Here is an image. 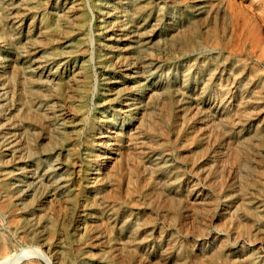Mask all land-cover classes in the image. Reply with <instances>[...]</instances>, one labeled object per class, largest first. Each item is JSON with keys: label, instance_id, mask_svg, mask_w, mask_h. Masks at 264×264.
I'll return each mask as SVG.
<instances>
[{"label": "bare ground", "instance_id": "6f19581e", "mask_svg": "<svg viewBox=\"0 0 264 264\" xmlns=\"http://www.w3.org/2000/svg\"><path fill=\"white\" fill-rule=\"evenodd\" d=\"M153 3L154 0H134L131 3L129 19L132 22V31L131 28L122 27L117 30L121 40L130 33L135 36L137 45L125 48L124 53H128L130 57L135 54L140 69H149L153 59L147 58V55H152L148 49L161 43L158 32L149 27L156 28L160 21H163L161 11H165V6L158 8ZM206 3L207 0H203V6L199 9L206 8ZM118 4V7H123L121 2ZM87 6L84 1L70 0V6L64 10V16L73 22L71 33L76 41L90 26ZM196 6L195 4L194 8ZM124 8L126 9L125 6ZM220 9V4L216 9H208V16H212L203 23L205 31H198L190 16L186 28L176 22L168 24L169 47L179 42V49L190 52L192 42L195 41L213 54L209 81L215 85V78L218 76L221 84L217 86L219 91H215L217 100L214 101L215 106L219 107L214 110L218 117L213 116L208 125L204 126L202 122L194 128L193 133L178 129L179 118H176L171 103L166 102L170 98L171 89L162 87L153 94L160 90V98L167 106L165 114L157 113L145 105L144 109L139 111L136 126L131 127L125 134L119 130L116 132L114 141L119 152L114 157L110 156V160L105 162V171L95 173L92 181L88 180V169H80L81 145L85 141L79 142V138L86 139L84 147L91 152L93 141L87 140L85 131H94L95 127L92 123L86 127L82 115L78 116L79 121L74 124L76 127L71 134L77 142V152L75 147L67 149L68 159H71L74 165L78 164L76 167L79 168L73 193L77 202H82L85 211L95 209L102 219L94 227L108 236V250L99 256L105 257L106 264H145L143 255L146 252L151 264H264V253L261 250L264 245L261 241L264 240V157L261 156V149H264V132L262 129H255L254 132L243 133L249 120L248 116L254 115V105L259 100H264V78L255 66H250L243 59L232 58L231 53H227L232 35L227 28L219 29L216 24ZM154 10L157 12L154 13ZM40 19L37 36L43 45L44 42L52 44L70 35L67 29L65 35H57L56 26L46 22L48 17L42 16ZM241 35L243 34L239 35L238 40L240 44L233 45L232 48L245 47L243 45L247 39L241 38ZM13 38L7 43L13 46L14 55L19 58L26 49H30V38L27 37L28 42L24 43H20L15 36ZM80 39L83 42L84 38ZM0 40L4 42L1 37ZM255 48L258 49L257 55L262 57L264 42L257 43ZM249 50L256 52L253 46H250ZM64 53L62 58L66 60L75 57L74 53L77 54L72 50ZM51 55L52 59L57 57L56 54ZM13 68L12 79L13 76L17 78L16 83L25 101V107L18 111L19 118L23 119L27 127L41 130L46 127L47 137L52 142H60L63 127L55 122L54 95L50 94L48 87H45L28 67L14 65ZM186 79L189 81V78ZM37 82L38 91L34 90ZM65 83L71 93L74 92V96H70L72 104L83 111L85 98L91 90L90 73L79 67ZM211 83L208 82L209 85ZM185 84L191 86L190 82ZM250 89L255 92L249 94ZM179 90L183 96L188 92L186 89ZM189 95L191 96L190 93ZM153 98L154 96L151 100ZM232 99H235L234 107L230 104ZM180 120L183 127L186 118ZM174 130H177L179 137L182 133L186 136L184 141L178 136L172 138L171 132ZM3 147V154L11 155L17 160L21 155L18 153L23 150L31 153L32 142L27 137L20 142L15 136H9L5 139ZM188 149L191 150L189 154H184L188 151L182 150ZM173 150L178 152L179 161L172 158ZM95 157L98 158V155ZM201 158L206 162H201ZM104 161L97 163L95 168L99 170ZM1 174L0 190L3 199L0 202V213L7 218L10 228L20 231L19 229L23 228L22 214L15 208V202L13 203L7 174ZM67 180H64L65 183ZM202 180L206 181L203 182L209 190L204 189V184H200ZM54 192L56 195V191ZM68 197L73 199L72 194L66 192L63 198L65 200ZM54 211L56 208L49 204L46 212L38 216L39 222H44ZM191 223L195 225L194 230L201 238L200 241H205L198 242L195 250H187L183 245H172L170 240H166V224L187 230ZM209 227H214L216 232L210 234L208 230L204 233ZM38 228V224L32 227L35 231ZM90 231L89 228L86 234ZM61 233L64 236V230ZM48 234L49 239H53L51 234H57L55 228H49ZM154 234L157 237L153 236ZM152 237L159 242H165L159 254L151 247ZM63 239L59 263L75 264L70 257L73 254L72 249L81 254L82 246L78 243L72 246L68 236ZM257 240L261 241L257 244L258 247L254 245ZM208 242L211 243L210 248L206 247ZM7 247V239L0 234V255ZM34 249L39 252L38 248ZM25 250L22 252L24 258L27 256L23 255ZM15 257L4 255L0 264H8L14 261Z\"/></svg>", "mask_w": 264, "mask_h": 264}, {"label": "rangeland", "instance_id": "374dc122", "mask_svg": "<svg viewBox=\"0 0 264 264\" xmlns=\"http://www.w3.org/2000/svg\"><path fill=\"white\" fill-rule=\"evenodd\" d=\"M80 1L88 5L86 12L90 26L76 41L71 33L73 22L64 16V10L70 6V0H0V37L4 39V42L0 40V179L1 173L7 174L13 203L15 202V208L22 214L23 222V228L15 231L9 227L7 218L0 213V234L8 241V247L0 255V259L4 255L16 256L15 260L8 264H60L59 257L64 236L69 237L72 246L76 243L82 246L81 254L72 249L73 254L70 257L75 264L107 263L104 256L99 257L108 250L107 233L98 232L94 227L102 219L95 209L85 211L82 202L80 200L77 202L73 193L79 168L76 167L78 164L74 165L72 160L68 159L67 149L77 148V142L71 132L76 127L74 124L79 121L78 116L82 115L85 119L86 127H89L90 123L95 127L94 131L90 132L88 128L85 131L87 140L93 141L91 152L84 147L86 139L79 138V142L85 141L81 145L80 169L83 168L85 171L87 168L88 180L92 181L95 173L105 171V162L110 160V156L114 157L119 152L114 141L116 132L119 130L120 133L125 134L131 127L136 126L139 121L137 118L140 115L139 111H142L145 105L157 113L165 114L167 106L160 98V90L157 94H153L158 89L162 87L171 89L170 98L166 102L171 103L176 118H179L178 129L183 132L193 133L194 128L199 124L203 122L206 126L213 116H217L214 110L219 107L214 103L217 100L215 91L218 90L217 86L221 81L218 76L215 78V85L209 81L213 54L195 41L192 42L190 52L179 49V42L169 47V23L176 22L182 28H186L190 16L197 30H203L204 21L212 16V14L208 16V9H216L220 4L221 13L216 23L220 28L217 27L227 28L232 35L227 53H231L232 58L243 59L250 66H255L264 78V55L262 57L257 55L258 49L255 48L257 43L264 42V0H207L206 8L201 9L199 7L203 6V0H154L155 7L165 6V11L163 9L161 11L163 21H160L156 28L149 27L158 32L161 43L148 49L152 55H147V58L151 57L153 61L149 69L143 68L144 70L138 68V58L135 54H131L130 57L128 53H124L125 48L137 45L135 36L130 33L128 37H122L124 41L117 33L119 27L131 28L132 22L129 19L131 3L134 0ZM118 2H121L123 7H118ZM195 4L196 8H194ZM42 16L49 18L46 21L49 25L56 26L57 35H65L66 29L70 35L65 39L62 38L61 42L56 41L52 44L44 42L43 45L40 37L37 36ZM240 34H243L241 38L247 39L246 44L243 45L245 47L232 48L233 45L240 44L238 41ZM12 35L18 38L20 43L27 41V37L30 38V49H26L19 58L14 55L13 46L7 43L12 40ZM80 38H84L83 42ZM250 46L254 47L255 53L249 50ZM69 50L77 52L73 54L75 57L68 60L62 58L65 56L64 52ZM51 54H56L57 57L52 59ZM14 65L32 70L39 81L48 87L50 94L54 95L56 119L54 120L63 127L60 142H52L47 137L46 127L42 130L32 126L27 127L23 119L19 118L18 111L25 107V101L16 83L17 78L13 76L12 79ZM79 67L84 68L91 76V90L85 98L82 113L72 104L70 96L73 97L74 92L71 93V89L65 83L79 70ZM186 78H189V81ZM188 82L191 84L190 87L185 84ZM37 86L38 82L34 90L38 89ZM179 89H186L188 92L183 96ZM253 92L255 90L250 89L249 94ZM151 94L152 97L154 96L153 100ZM230 104L234 107L235 99H232ZM253 113L254 115L248 116L244 134L247 131L254 132L255 129H262L264 132V100L261 99L254 105ZM180 118H186L183 127ZM177 134V130L172 131V138H176ZM9 136H15L20 142L25 137L31 140V153L23 150L18 153L21 155L17 160L11 155L3 154L4 141ZM184 138L186 136L182 133L179 139L184 141ZM209 146L212 147L210 144ZM261 150V156L264 157V149ZM182 151H188L184 154H189L191 150ZM172 152V158L179 161L178 152L175 150ZM96 155L98 158L95 157ZM102 161L104 162L101 168L99 170L95 168L96 164ZM201 162L206 161L201 158ZM65 178L68 179L66 183ZM235 179L237 180V177ZM203 181L205 180L200 184H204V189L209 190ZM64 191L72 194L73 199L68 197L64 200L63 195L66 193ZM84 195L86 196L85 193ZM2 199L0 190V202ZM49 204H52L56 211L50 213L49 218L46 219L51 220L39 222L38 216L46 212ZM37 224L39 228L35 231L32 227ZM194 227L193 223L187 230L166 224L164 236L166 240L172 242V245H183L187 250L193 251L198 242H205L200 241L201 238L198 237ZM49 228H55L57 233L55 236L51 234L54 237L51 240L48 234ZM89 228L91 231L86 234ZM208 230L210 234L216 232L214 227H209L204 233ZM153 236L157 237L155 234ZM260 240L255 241L256 247L259 246L257 245L259 242H264ZM164 243L152 237L151 247L159 254L165 246ZM210 246L211 243L208 242L206 247L210 248ZM34 247L38 248L39 252ZM23 250H25L23 255H27L25 258L22 256ZM261 250L264 253V245ZM143 256H145V264L152 263L147 252Z\"/></svg>", "mask_w": 264, "mask_h": 264}]
</instances>
